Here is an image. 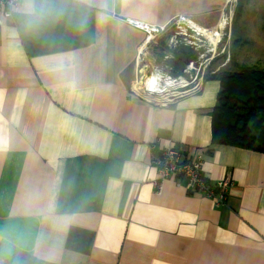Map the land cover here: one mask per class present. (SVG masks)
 <instances>
[{
  "label": "crops",
  "instance_id": "1",
  "mask_svg": "<svg viewBox=\"0 0 264 264\" xmlns=\"http://www.w3.org/2000/svg\"><path fill=\"white\" fill-rule=\"evenodd\" d=\"M222 6L20 0L0 12V264H264V152L212 142L219 81L165 102L134 88L147 27L165 34L181 14L211 27ZM232 34L238 62L264 61V34ZM169 147L230 179L226 201L174 177L157 193L151 159Z\"/></svg>",
  "mask_w": 264,
  "mask_h": 264
},
{
  "label": "rangeland",
  "instance_id": "2",
  "mask_svg": "<svg viewBox=\"0 0 264 264\" xmlns=\"http://www.w3.org/2000/svg\"><path fill=\"white\" fill-rule=\"evenodd\" d=\"M239 1L240 4L236 7V13L234 12L232 18V32L235 31L238 33L253 35L264 34V31L259 30L260 26H264V16L260 13L262 10V6L259 4L260 2L258 0ZM215 13L217 14V12ZM216 16L218 18H216ZM219 17L220 15L218 16V14L214 16V18L217 19V22ZM193 18L201 22L202 19H212L213 17L204 16L201 17V19L198 16H194ZM217 25L218 23L213 26L215 27ZM179 26L180 23H177V18L174 19L169 27L170 30L167 33L163 34L160 32L154 34L153 38H149L150 41L148 40L143 46V54L137 63L138 75L134 80L135 89L144 86L146 77L151 76L152 74L159 75L161 78L166 77L167 75H171L173 78L180 76V79H174L176 83L180 81L188 82L198 72H203V79H205L221 70L229 68L234 70V64L241 63L238 62L240 60L239 50L241 48L242 51L244 47H241L240 38H238V41L235 40V37L231 32V26L227 31V34L223 31L222 27H218L220 39L217 41L216 45H213L209 39H206L202 43L203 45L198 48H193L187 44L181 43L182 41L180 42L181 36L178 34L177 28ZM216 35H218L219 38V34ZM246 43H248V41H246ZM249 43L251 42L249 41ZM207 48H210L213 51L208 53ZM243 54L244 53L242 52L241 55ZM244 63L264 68V61H245Z\"/></svg>",
  "mask_w": 264,
  "mask_h": 264
},
{
  "label": "built area",
  "instance_id": "3",
  "mask_svg": "<svg viewBox=\"0 0 264 264\" xmlns=\"http://www.w3.org/2000/svg\"><path fill=\"white\" fill-rule=\"evenodd\" d=\"M239 0H223V6L218 21V27H222L223 31L227 34L233 18L234 10ZM20 4V0H0V12L5 17H10L13 11H16ZM177 23H180L178 28V34L181 36V43H185L193 48L202 46L204 40L208 39V34H211L214 26L204 27L197 24L192 18L186 15H178ZM175 18V19H176ZM193 22V26L192 23ZM163 31V27H147V37H152L156 33ZM223 33V32H222ZM220 39V33L218 31ZM224 34V33H223ZM216 41V44H217ZM208 53L213 50L207 48ZM204 73L198 72L190 81H186L177 87L170 86L167 90L162 91L163 97L159 100L165 102L168 100H175L181 96H184L190 92H194L199 89L203 80ZM163 79L171 80V75L162 77ZM180 79V76H176L173 80ZM157 93H153L155 95ZM152 165L156 168L157 178L153 181V186L157 193H160L162 189V182L168 177H174L177 185L181 184L182 179H186L188 185V191L190 193H201L210 198L215 205L223 204L229 192L233 182L230 179H217L210 181L202 170V155L196 154L192 157H183L181 151L174 147L164 149L160 155H154L151 159Z\"/></svg>",
  "mask_w": 264,
  "mask_h": 264
},
{
  "label": "trees",
  "instance_id": "4",
  "mask_svg": "<svg viewBox=\"0 0 264 264\" xmlns=\"http://www.w3.org/2000/svg\"><path fill=\"white\" fill-rule=\"evenodd\" d=\"M206 77L220 89L211 111L212 142L264 152V68L235 63Z\"/></svg>",
  "mask_w": 264,
  "mask_h": 264
},
{
  "label": "bare ground",
  "instance_id": "5",
  "mask_svg": "<svg viewBox=\"0 0 264 264\" xmlns=\"http://www.w3.org/2000/svg\"><path fill=\"white\" fill-rule=\"evenodd\" d=\"M216 34H218L217 26H215L213 28V30L211 31V34H208V39L213 43V45H216V41L218 38V35H216ZM185 83H186V81H180V82L176 83L173 80V78H171V80H167V78L163 79L159 75L152 74L151 76L146 77L144 86H142V87L140 86V87H141V89H143L144 91H146L150 94L157 93L155 95L160 97L157 99H161L163 97L162 91L167 90V88L170 86L175 87V86H178V85L180 86V85L185 84Z\"/></svg>",
  "mask_w": 264,
  "mask_h": 264
},
{
  "label": "water",
  "instance_id": "6",
  "mask_svg": "<svg viewBox=\"0 0 264 264\" xmlns=\"http://www.w3.org/2000/svg\"><path fill=\"white\" fill-rule=\"evenodd\" d=\"M190 93H192V92H190ZM189 94V93H188ZM147 97V96H146Z\"/></svg>",
  "mask_w": 264,
  "mask_h": 264
}]
</instances>
